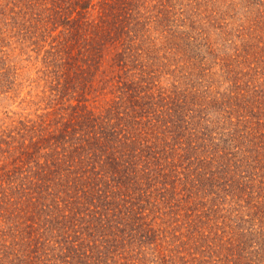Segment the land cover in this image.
<instances>
[{"label": "trees", "instance_id": "trees-1", "mask_svg": "<svg viewBox=\"0 0 264 264\" xmlns=\"http://www.w3.org/2000/svg\"><path fill=\"white\" fill-rule=\"evenodd\" d=\"M207 4L0 0V264H264V0Z\"/></svg>", "mask_w": 264, "mask_h": 264}, {"label": "rangeland", "instance_id": "rangeland-1", "mask_svg": "<svg viewBox=\"0 0 264 264\" xmlns=\"http://www.w3.org/2000/svg\"><path fill=\"white\" fill-rule=\"evenodd\" d=\"M198 4V11L200 17L204 18L208 15V0H195ZM205 23V22H204ZM26 91V90H25ZM20 99L13 98V93L7 97H0V117L4 116V112L7 110L15 111L18 110L17 103Z\"/></svg>", "mask_w": 264, "mask_h": 264}]
</instances>
